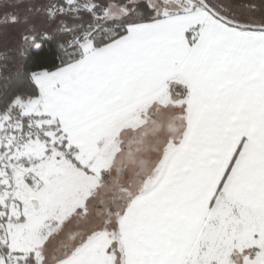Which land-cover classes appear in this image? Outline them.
Segmentation results:
<instances>
[{
	"label": "snow or ice",
	"instance_id": "snow-or-ice-1",
	"mask_svg": "<svg viewBox=\"0 0 264 264\" xmlns=\"http://www.w3.org/2000/svg\"><path fill=\"white\" fill-rule=\"evenodd\" d=\"M14 8L12 0H0V27L24 25L11 42L0 38V59L23 69L51 54L52 66L28 69L31 90L23 94L5 97L7 85L0 87V264L46 259L35 246H20L40 212L42 162L78 161L71 151L74 125L161 76L181 84L186 131L160 161V181L195 147L196 165L219 171L209 207L231 204L248 228L232 259L264 264V0H31L27 12L34 18L23 21ZM54 39L59 51L50 47ZM249 218L259 220L255 228ZM168 219L165 209L133 204L117 229L135 243L142 224ZM108 239L104 257L91 264H171L159 255L134 256Z\"/></svg>",
	"mask_w": 264,
	"mask_h": 264
},
{
	"label": "crops",
	"instance_id": "crops-1",
	"mask_svg": "<svg viewBox=\"0 0 264 264\" xmlns=\"http://www.w3.org/2000/svg\"><path fill=\"white\" fill-rule=\"evenodd\" d=\"M44 87L54 100L51 81H45ZM181 90L177 77H159L103 115L85 117L74 125L72 150L78 161L63 158L62 162H42V174L62 170L65 179L72 176L76 180L70 189L68 182L63 185L68 190L66 195L76 199L69 205L50 207L51 214L57 212L58 217L42 248L36 247L46 258L43 264H91L104 257L108 237L119 240L126 251L140 258L159 255L171 264H238L232 256L238 254L240 244L247 242V226H242L231 204L208 205L219 171L200 169L192 147L183 158L174 160L160 181V161L171 150L170 142L181 139L186 131L185 110L178 99ZM34 107L25 104L28 111ZM117 188L123 189L124 207L120 209L114 198ZM50 191L45 195L48 198L53 195ZM107 194L110 196H106L105 210L102 196ZM36 203L40 205L39 200ZM133 204L165 209L169 217L167 222L142 224L135 243L122 237L117 229L118 217ZM107 214L112 223L104 220L101 224ZM70 219L81 220L77 226V234L82 228L81 235L65 245L68 235L75 231L61 230L70 226ZM248 222L255 228L259 220L249 218ZM105 230L108 237L103 235ZM60 235L61 240L66 236V241L50 244Z\"/></svg>",
	"mask_w": 264,
	"mask_h": 264
},
{
	"label": "rangeland",
	"instance_id": "rangeland-1",
	"mask_svg": "<svg viewBox=\"0 0 264 264\" xmlns=\"http://www.w3.org/2000/svg\"><path fill=\"white\" fill-rule=\"evenodd\" d=\"M222 3H226L227 0H220ZM12 2L16 3V8L13 9V11L16 12V14L20 17L21 21H23L24 16H28L30 20H32L33 17V13H29L27 12V8L29 7V4L31 3V0H12ZM22 5H26L25 7H21ZM34 7V4L32 5ZM42 13H38L36 14L37 17L41 16ZM23 26V23L17 25L14 29L13 28H9L8 26H3L0 27V38H3L4 41H8L12 35H10L12 32L14 31H18L19 28H21ZM38 174H42L41 172ZM49 174L51 176H49ZM65 173L60 170V172H50V173H43L42 174V179H46V189L43 190L41 193H37V200H39L40 203V212L39 215H37L36 217L33 218L32 220V224L31 227L29 228L28 231L25 232L26 235L20 237V246L24 247V248H30V247H37V245L42 248V245L44 243V238L45 240L47 239L46 234L52 229L53 224L55 221H57V217H58V213L54 212L53 214H51V210L50 207H56V206H62V205H69V202H73L76 198L75 196H67L66 192H68V190L66 191V188L63 187V185L68 182V189H70V187H72V185H75V181L74 178H72V176L68 177L70 180L65 179ZM63 182V184H62ZM113 188V187H112ZM51 190V191H50ZM123 189L121 188H117L116 191L117 193L115 194L114 198L116 199V207L117 209L123 208L124 206V196H122L121 192ZM48 191L53 192V195H51L49 198L47 195ZM111 192H115V190H111ZM31 194V193H29ZM105 197L107 196L109 198L110 194L104 195ZM104 196H102V208H105V210H107L108 208V204L105 202L106 199H108L107 197L105 198ZM113 195H111L112 197ZM70 203V204H71ZM103 212V210H102ZM104 213V212H103ZM52 216L55 217L54 219H52ZM110 215L107 214L105 217L102 218V222L101 224H103L104 220H106V222L108 223H112L113 219H109ZM81 221V220H79ZM79 221L77 220H73L70 219L68 220V223H71L69 227L66 228H62V231H69L71 232L73 229L75 230L72 234L68 235V242L65 243L68 245H71L74 242V239H79L78 235H81L80 230L82 228H80L78 234H77V226L79 224ZM94 224H97V220L93 221ZM67 235V234H65ZM55 238V237H54ZM57 238V237H56ZM61 235L59 238L57 239H52L53 241H51L50 244H52V242L55 245H60L61 243L64 242V240L66 239L65 237H62V240L60 239ZM114 239V238H113ZM112 239V240H113ZM117 241L116 247L119 248L120 247V242L119 240L115 239ZM66 241V240H65ZM48 243V242H47ZM41 245V246H40Z\"/></svg>",
	"mask_w": 264,
	"mask_h": 264
},
{
	"label": "trees",
	"instance_id": "trees-1",
	"mask_svg": "<svg viewBox=\"0 0 264 264\" xmlns=\"http://www.w3.org/2000/svg\"><path fill=\"white\" fill-rule=\"evenodd\" d=\"M26 5H22L21 7H25ZM35 7V5H34ZM26 8V7H25ZM24 27V25L22 26ZM13 37H11L7 42H11ZM60 41L54 39L50 45V47L54 51H59L58 44ZM37 66H52L51 54L47 58L46 61H37V60H29L23 69H20L18 63H14L10 60L0 59V87L3 85H7V89L5 90V97L13 96L15 94H23L27 91H30V85L27 83V77L25 73L30 68H35ZM68 151V149H65ZM72 154H73V150Z\"/></svg>",
	"mask_w": 264,
	"mask_h": 264
},
{
	"label": "flooded vegetation",
	"instance_id": "flooded-vegetation-1",
	"mask_svg": "<svg viewBox=\"0 0 264 264\" xmlns=\"http://www.w3.org/2000/svg\"><path fill=\"white\" fill-rule=\"evenodd\" d=\"M218 3H222L220 0H217Z\"/></svg>",
	"mask_w": 264,
	"mask_h": 264
},
{
	"label": "built area",
	"instance_id": "built-area-1",
	"mask_svg": "<svg viewBox=\"0 0 264 264\" xmlns=\"http://www.w3.org/2000/svg\"><path fill=\"white\" fill-rule=\"evenodd\" d=\"M26 110V109H25ZM26 111H28V110H26Z\"/></svg>",
	"mask_w": 264,
	"mask_h": 264
}]
</instances>
